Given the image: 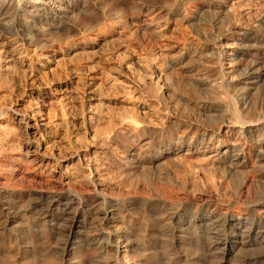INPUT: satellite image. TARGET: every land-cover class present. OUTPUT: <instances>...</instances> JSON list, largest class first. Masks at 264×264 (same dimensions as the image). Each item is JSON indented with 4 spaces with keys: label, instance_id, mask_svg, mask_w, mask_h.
Masks as SVG:
<instances>
[{
    "label": "bare ground",
    "instance_id": "6f19581e",
    "mask_svg": "<svg viewBox=\"0 0 264 264\" xmlns=\"http://www.w3.org/2000/svg\"><path fill=\"white\" fill-rule=\"evenodd\" d=\"M240 1L202 0L194 8L186 2L138 3L128 10L105 8L99 16L91 0H0V69L10 71L18 63L29 73L27 89L8 100L0 95L4 239L11 240L15 226L28 220L41 233L57 227L63 254L94 246L96 264H124L122 256L133 245L128 224L134 223L139 207L153 216L162 237L186 238V232L200 231L227 239L231 251L264 242V201L253 206L250 200L244 205L222 202L200 188L197 171L205 166L233 178L242 176L236 188L240 196L257 194L258 184H264V114L256 111L259 101L248 96L251 88L246 84H255L264 70V61L251 59L264 42V16L253 31L239 37L250 59L247 51L234 58L227 49L241 25L229 31L232 28L220 19L226 13L237 15ZM85 11L92 18L78 23ZM62 26L69 27V33L54 41L58 46L51 54L43 51L48 35ZM222 30L229 32L223 35ZM137 34L142 39H136ZM106 43L126 47L127 60L112 55L120 62L117 68L104 67L96 57ZM134 44L141 45L139 52ZM79 54L80 63L73 65L70 59ZM58 55L73 67L68 82L49 91L39 83L38 73ZM197 64L202 73L216 71V78L183 75ZM188 81L206 93L192 111L214 118L217 127L202 128L176 112L184 105L179 92ZM75 95L80 104L72 101ZM53 99L63 103L61 118L52 119L46 111ZM111 102L119 107L106 114ZM100 119L104 122L99 127L92 126ZM11 123L20 127L21 137L10 131ZM86 123L89 134L73 135V129ZM109 160L118 161L122 173L134 175L135 189L143 181L155 195L134 191L120 197L111 192ZM8 177L24 184H8ZM217 243L210 241L209 248ZM230 254L223 255L224 262Z\"/></svg>",
    "mask_w": 264,
    "mask_h": 264
},
{
    "label": "rangeland",
    "instance_id": "374dc122",
    "mask_svg": "<svg viewBox=\"0 0 264 264\" xmlns=\"http://www.w3.org/2000/svg\"><path fill=\"white\" fill-rule=\"evenodd\" d=\"M91 2H94L93 4H96V12L98 14H103V9L105 8L108 10L125 8L128 10L130 6L132 7L135 4L138 5V3L164 5L167 2H174L176 4L186 2L190 8H194V5L200 6V4L203 3L202 0H91ZM236 11L238 12L237 15H234L235 13L231 12L220 16V19L224 22L225 26H229V28H232L229 31L237 30L236 27H239L241 25L240 27L242 29V33H234V36H237V40L227 47V49L230 51V53L233 54V56L235 54L234 58H238L239 54H242L244 53V51H247L244 46L246 45V42H242L239 37L245 32L253 31L255 28L254 26L257 25V23H259L261 18L264 16V0H241L238 5H236ZM100 14L99 16H101ZM238 15L240 16L241 20H239ZM236 16L238 17L236 18ZM91 18L92 14H89L85 11L83 14H81V19L79 18L77 22L83 23V21L87 20V22H89ZM101 21L103 22L104 20L102 19ZM72 26L74 27L75 24H73ZM201 26L203 28L209 27L208 25L205 26L204 24H202ZM208 29H210V27ZM222 32H224L223 35L228 33L225 30H222ZM68 33L69 27L66 28L65 26H62L58 29H54L52 33H50V36L48 35V39L46 41L43 51H50L51 54L53 50L58 46V44L54 41H56L58 37H63ZM72 34H75L73 30ZM53 35L54 37H52ZM135 36L138 37L136 39H142V36L140 34H137ZM134 45L135 46H133V49H135V52H139L141 45ZM117 46L118 44L113 45V43H106L104 44V49L101 50L103 52L100 51L97 52L99 54L96 53V57L99 58L98 60H100L103 65H105L104 67L114 66L117 68L119 66L120 62L117 61L118 63H115V61L112 60V55L114 54L115 57L120 61L123 59L124 61L127 60L128 57L123 55L124 53L126 55V47L120 45L118 47ZM259 48V53L257 52L256 55L257 58L251 59H260L261 61H264V42L259 44ZM248 51L246 52V54L248 55L246 57L250 59ZM79 56L80 54L70 59L71 63L73 62V65H77L78 63H80ZM61 57V55H58L57 60L54 61V63L52 62L47 63L48 65H43V67H41L40 69L41 72L38 73L39 83H42V86L44 85L43 87L49 91L51 89L61 88L69 80L68 74L71 73L70 69L71 67H73V65L69 63L70 60H65V58ZM58 58H61V60H59ZM112 61L114 63H112ZM258 67L261 68L262 64ZM200 68V64H197L191 70L185 69L183 75L190 79H200V77H205L206 79L214 80V78H216V71H214L213 69L207 71L206 73H202L199 71ZM1 69L0 95L2 98L4 97L3 100H8V98L14 97L19 92L21 93L28 88L27 80L29 73L26 68L23 67L21 64H14L12 66V70L10 71H3ZM67 70H69V72ZM258 75L261 78L259 77V79L256 80L255 84H246L248 85V87L251 88L249 89L250 93L248 96L252 100L259 101V104L261 103V105L258 104L255 107L256 111L260 113L262 112L264 114V70H261ZM181 87L183 89L181 88V92L179 93L182 98L184 97L183 99L181 98V102L183 101L182 103L184 105L179 108V111L176 109L174 110H176V112H178L183 119H186V121H190V123H193L195 125H200V127L202 128L213 129L215 128V126L217 127L218 121H216L214 118H208L210 119L208 120L204 117H199L197 113L192 111V107L194 108V104L204 99V95L206 94L205 91L202 88L197 87L196 84H192V82L189 81L188 84L182 85ZM80 90L75 91L79 93L78 96L82 95ZM188 99L189 101H191L190 105L187 103ZM80 100L81 98H78L77 96L75 99L72 98V101H77V104H80ZM61 105L63 106V103L59 99H53L47 104L46 111L48 112L50 117H52V119L63 117L64 109ZM115 107L119 106L116 103L111 102L107 108L108 110L106 111V114H112L114 112ZM76 112L80 115V105H78ZM98 121L99 120H95V123L92 122V126L97 127L98 125L99 127L104 122L100 119L101 122L99 121V124ZM9 126L11 127H9V129L10 131H13V134H15L17 137L22 136V130L19 126L14 123H11ZM87 126V123L81 128L80 125L77 126V129H73L72 131L73 135L75 134L78 136H85L89 134ZM157 138H159V136ZM226 140L231 143H237L232 138H226ZM240 142L244 143V140H241ZM109 161V166L112 171L110 177L112 182H114V187H112L114 189H112L111 192H113L115 195H121L120 197L126 195L127 197L129 196V194H133L134 191H136V193H143L147 196L155 195V192L145 186L143 181H140V184L138 185L137 189H135V187L133 186L135 183H137V181L134 175L122 173L120 168L121 164L119 165L118 161ZM203 168H200L198 166L197 170L199 171V175L201 178L200 183L203 186L200 188H204L207 193H214L215 196L219 198L222 202H236L238 200L240 201V205L253 202L254 204L251 203L253 206L258 205L264 201V184H258V186L256 187L258 189L257 194L240 196L236 188L237 185L240 184L242 176H237L236 178H233L227 176L222 170H210L208 167L205 166H203ZM139 180L140 179H138V181ZM7 182L8 184H12L15 186H20L21 184H24L19 178L8 177ZM155 185L154 188L160 191L162 190L160 184ZM195 194L199 195L200 191H196ZM135 211L136 212L134 213V223L130 225L128 224L129 229L132 230L133 234V238H131V241H133V245L130 247L131 249L129 250L128 255L125 254V257L122 256L124 264H137L140 261L141 264H218V262H223V264H264V242L252 244L240 249H233L231 251L229 244L226 243V241H228L227 239L223 237L218 238L216 235H214L213 237L212 233L209 235L212 236L211 238H209L206 233L200 231V234L191 231V233L186 232L187 234H184L186 238H171V236L167 235L162 237L158 231L159 227L156 228L153 223L154 218H152L153 216L151 214H146L145 211H143L142 208L139 207H137ZM0 228V239L4 240L3 244H0V264H59L65 261L66 264H96L95 258H98V256H96L97 249L94 248V246L83 245L84 247H80V250H72L67 254H63L61 248L63 243V235L61 234L59 229H57V227L55 228L56 231L54 232H51V230H44L41 233L39 232V228L37 226H30L28 220H23L20 225L15 226V228L13 229L11 240L4 239L6 238L4 236L6 231L2 227ZM151 228L153 229L151 230ZM211 229L213 230L214 228ZM156 235H159V237H157ZM210 241H218V243L215 247L209 248ZM223 253H231L229 261H223Z\"/></svg>",
    "mask_w": 264,
    "mask_h": 264
}]
</instances>
